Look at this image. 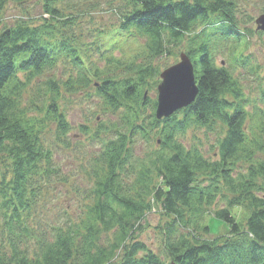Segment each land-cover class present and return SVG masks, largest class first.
<instances>
[{"label": "trees", "instance_id": "16d2710c", "mask_svg": "<svg viewBox=\"0 0 264 264\" xmlns=\"http://www.w3.org/2000/svg\"><path fill=\"white\" fill-rule=\"evenodd\" d=\"M5 1L0 0V18ZM67 1L42 0L48 19L41 18L40 24L0 27V222L8 246L0 252V264H264V158L258 157L264 156V137L247 136L248 100L232 71L215 65L214 52L198 36L218 23L225 25L226 41L232 35L248 37L237 22V2L122 0L118 28L112 33L98 29L87 43L74 40L70 28L80 11L66 12L71 10L64 7ZM113 34L123 41L144 37V49L130 61L115 59L111 48L118 40ZM189 35L186 53L193 67L199 66L197 95L186 107L158 119L157 100L145 94L160 74L152 61ZM141 52L142 62L135 60ZM239 55L243 64L244 55ZM93 56L103 61L104 69ZM59 62L76 73L61 82L65 92L85 90L87 97L99 98L103 110H121V115L93 133L97 138L103 131L114 136L101 141L89 164L93 182L84 212L74 221L63 219L38 230L29 223L31 212L43 190L62 180L53 149L42 136L44 123L53 119L64 144L70 125L57 105L63 94L55 77L43 83L47 89L40 105L20 107V98ZM37 111L42 116H34ZM254 114L263 132V111L257 107ZM190 127L223 130L217 158L210 160L200 148H187L178 139ZM138 137L159 143L134 159L131 147ZM238 163L244 170L235 173ZM217 197L226 205L216 216L229 227L210 239L204 235L210 228L200 221ZM239 206L248 214L245 226L229 211ZM157 207L166 218L158 227L165 259L137 238L136 229ZM108 232L112 243L106 245L100 239Z\"/></svg>", "mask_w": 264, "mask_h": 264}, {"label": "rangeland", "instance_id": "374dc122", "mask_svg": "<svg viewBox=\"0 0 264 264\" xmlns=\"http://www.w3.org/2000/svg\"><path fill=\"white\" fill-rule=\"evenodd\" d=\"M121 1H67L64 7L71 8V10H65L66 12L73 10L80 11L75 17V24H72L70 28L73 30L74 40L85 41L87 43L88 41L92 42L94 40L93 37L98 33V29H103L108 33H112L113 30L117 29L119 22L117 8ZM234 1L237 2V22H239L241 30L247 31L248 37L245 34H240L237 37L232 35L230 40L226 41L225 34H223L225 25L218 23L208 25L200 33L201 35L199 34L198 36H200L199 38L202 41L206 42L209 50L214 52L215 65H223L229 68L237 84L241 86L243 97L248 100L245 105L248 116L246 117L247 120L244 129L247 136L252 140V138L264 137V131L262 132L261 128H259L260 117L254 114L256 108H260L263 111L262 121L264 122V32L259 29L257 30L255 21L261 13H264V0ZM1 11L0 27L1 25L12 26L23 21L30 25H37L42 23L41 18L46 17L48 19V14L42 8V0H25L22 3L7 0ZM191 36H185L180 44L173 48L169 47L171 51L169 54L164 53L160 57H154L152 65L159 68L160 73L165 67L174 65V63L180 60V54L186 53L188 50V43H190L189 39ZM112 38L118 40L113 43L111 48L112 56L115 59L121 57L118 60L130 61L138 52L144 49V37L138 39L130 38L128 41H123L122 39L119 40L116 38V34H113ZM241 44L244 46V50L239 54L244 55L243 64H240L238 61L241 55H229L233 45ZM93 59L99 67L102 69L105 68L103 61L96 59L95 56H93ZM144 59L145 55L141 52L135 60L142 62ZM194 67L195 74H198V64L196 63ZM70 73H74L72 72L70 64L59 62L54 70L48 71L46 75L37 77L21 94L22 96L20 98V107H28L30 103L40 105L45 98V90L47 89V86L43 83H46L48 78L54 79L55 77V82L59 83L60 86L59 93L63 94L58 99L57 105H59L61 111L66 115L68 125H70V130L67 132L64 144L57 137V126L53 119H48L44 123L45 128L42 136L44 137L45 143L53 149V158L60 169V178L62 180H58L51 188H45L43 190L40 200L31 212L32 221L29 220V223L38 230L47 229L48 225L56 224L59 221L61 222V220L63 221V219L74 221L79 217L81 212H84V205L87 202L86 198L92 190L93 182V179L90 177L91 167L89 164L92 161L93 154L99 152L101 149V141L114 136L112 132L107 133L103 131L99 134V138H97L93 137V133L97 130L98 126L104 125V123L118 122L121 115V110L112 112L103 110L99 98L94 97V95L87 97L85 90L79 89L74 93L65 92L61 82L65 81ZM160 82L161 79L158 76V82L146 88L145 93L149 98L156 99L158 92L157 85ZM90 90L92 88L87 91ZM34 116H42V112L37 111ZM81 125L86 126L85 131L81 130ZM223 129L225 130V128ZM222 135L223 130L217 127L212 131H208L203 127H190L178 139L187 148L191 145L200 148L204 155L211 160L217 158L216 142ZM158 143L155 140L147 141L146 139L144 140L138 137L131 147L134 159L143 158L146 152L154 150L158 146ZM258 157L264 158L260 154H258ZM243 166L240 167V163H238L234 172L237 173L240 169L244 170ZM0 172H3V167L1 166ZM224 205H226L224 204V200L217 197L211 207L205 208L207 211L205 214L209 213L212 209L217 210L223 208ZM239 208H242L246 212L244 207L239 206ZM157 209L158 207L150 211L145 216L139 228L136 229L138 231L140 230L137 238L138 240L144 241L147 247L157 253L160 258L165 259L161 233H159L160 229L158 227L164 225L166 218ZM247 216L244 219L237 218L242 226H245ZM225 232L224 230L213 232L210 229V234L204 235L212 239L215 234L221 235ZM6 235L7 232L0 222V252L8 249ZM111 238L112 234L110 232L102 234L100 242L107 245V243H112ZM30 242L32 240H29L27 245L33 250L35 245L33 242Z\"/></svg>", "mask_w": 264, "mask_h": 264}, {"label": "water", "instance_id": "95a60500", "mask_svg": "<svg viewBox=\"0 0 264 264\" xmlns=\"http://www.w3.org/2000/svg\"><path fill=\"white\" fill-rule=\"evenodd\" d=\"M257 29L264 31V13L256 18ZM174 65L166 67L161 73L162 81L157 86L156 117H167L177 109L186 107L195 100L198 92L194 67L190 57L184 52ZM174 264V263H172Z\"/></svg>", "mask_w": 264, "mask_h": 264}, {"label": "clouds", "instance_id": "9594fccd", "mask_svg": "<svg viewBox=\"0 0 264 264\" xmlns=\"http://www.w3.org/2000/svg\"><path fill=\"white\" fill-rule=\"evenodd\" d=\"M244 50V46L241 45H233L232 49L229 52V55L235 56L238 55L240 52ZM118 59L121 57H117ZM229 211L232 213L233 216H236L239 219H244L247 216V213L243 211L242 208H231ZM200 223L202 225H207L213 232L218 230L226 231L229 227L228 225L224 224V222L217 218L216 216V209H212L209 213L203 215Z\"/></svg>", "mask_w": 264, "mask_h": 264}]
</instances>
